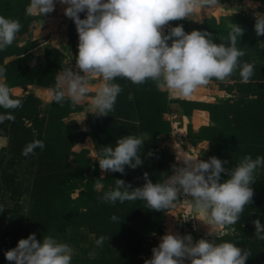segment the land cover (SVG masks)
Returning a JSON list of instances; mask_svg holds the SVG:
<instances>
[{
    "label": "rangeland",
    "instance_id": "1",
    "mask_svg": "<svg viewBox=\"0 0 264 264\" xmlns=\"http://www.w3.org/2000/svg\"><path fill=\"white\" fill-rule=\"evenodd\" d=\"M29 3L0 0V15L22 24L13 44L0 51V66L7 69L6 82L14 98L23 101L22 107L7 110L14 120L0 124V135L7 138L3 148H10L0 156V264H14L5 258V252L32 233L38 241L52 236L67 243L75 252L72 264H122L126 259L144 264L152 257V248L169 232L191 234L194 242L213 239L208 235L211 226L194 208L191 197L181 195L163 212L148 209L142 200L116 205L100 201L101 205L89 210V192L83 184L91 180L102 197L115 189L116 179L139 187L147 172L153 182H162L172 174L173 165H182L178 158L183 156L202 160L215 156L227 161L226 169L235 167L245 155L253 159L264 156V35L257 36L253 14L264 13V0H219L213 9L170 22L173 27L182 25L186 32L207 30L216 43L228 42L233 23L241 26L244 32L237 47L246 53L241 61L256 65L248 83L241 82L238 69L228 81L213 79L189 98H174L152 81L135 85L117 78L114 82L122 91L114 111L107 115L90 113L87 102L75 108L69 102L63 106L49 102L48 92L55 86L57 74L67 63L77 70L78 32L74 21L64 14L66 5L58 0L55 10L42 17L26 14ZM248 3L257 7H247ZM79 15L85 18V13ZM99 83L97 78L90 86L95 89ZM5 111L0 108V114ZM24 128L32 140L13 134ZM129 134L145 140L143 164L135 169L125 166L123 174L101 170L96 160L101 148L115 146L119 137ZM27 139L42 140L45 146L35 149V154L18 155ZM149 151L153 155H147ZM155 161L158 176L152 177ZM227 178L226 172L221 174V181ZM256 179L251 185L252 202L216 241L234 242L250 250L246 264H264V240L255 237L253 223L259 219L264 225V168L258 170ZM72 183L76 187L70 188ZM111 214L118 221L103 223L100 216ZM183 214L196 217L195 229ZM141 220L150 224L144 232L135 230ZM102 235L110 239L98 247L95 240Z\"/></svg>",
    "mask_w": 264,
    "mask_h": 264
},
{
    "label": "clouds",
    "instance_id": "2",
    "mask_svg": "<svg viewBox=\"0 0 264 264\" xmlns=\"http://www.w3.org/2000/svg\"><path fill=\"white\" fill-rule=\"evenodd\" d=\"M66 5L64 14L71 18L78 32V54L74 71L65 65L56 76L55 86L49 90V102L61 106L65 102L75 108L87 102L90 113L107 115L114 111L120 84L117 78L132 84L155 83L171 97L189 98L199 88L213 79L228 81L239 69L241 82L248 83L255 74V62L241 61L245 51L237 47L244 29L233 23L227 43H216L213 33L207 30L186 32L182 25L170 26L171 21L189 19L201 9H213L219 0H58ZM247 7H257L248 3ZM56 0H30L26 14L42 17L55 10ZM85 13V18L80 13ZM255 32L264 35V13L254 12ZM167 27V32L165 28ZM22 24L18 19L0 15V51L11 46ZM171 41V43H169ZM6 67L0 66V124L13 121L7 110L22 107V98H14L6 82ZM81 72L83 74H81ZM99 78L95 89L90 84ZM142 136L126 135L117 139L115 146H103L98 153L99 168L104 172H125L143 164ZM42 140L27 144L22 152L28 156L35 149L44 148ZM147 155L153 153L149 151ZM182 165H173L172 174L162 182H153L144 173L143 186L132 187L122 179L115 180V189L103 194L101 199L115 204L117 201L142 200L151 210H167L175 201L191 197L194 208L211 226L208 232L213 239L193 241L191 234L166 233L158 246L152 248V257L144 264H246L251 251L234 242L217 243L223 229L235 225L245 207L252 202V184L256 173L264 168V156L245 155L235 167L226 169L212 156L202 160L183 156ZM228 178L221 181V174ZM2 211V210H0ZM196 218V217H195ZM113 221L118 217L113 215ZM185 220L188 218L185 217ZM255 237L264 240V225L253 221ZM106 239L100 236L95 244L102 246ZM74 249L58 242L52 236L38 241L35 233L19 239L16 247L5 252V258L14 264H72Z\"/></svg>",
    "mask_w": 264,
    "mask_h": 264
},
{
    "label": "trees",
    "instance_id": "3",
    "mask_svg": "<svg viewBox=\"0 0 264 264\" xmlns=\"http://www.w3.org/2000/svg\"><path fill=\"white\" fill-rule=\"evenodd\" d=\"M15 126H16V124H15ZM13 134H19V137H21L22 140H24L26 138H29L30 140H32V138L30 137V133L28 134V132H27V130L25 128L24 129H20L19 131H15V133H13ZM30 140L27 139L26 140V144L27 143L29 144ZM21 145L22 144H19V146H21ZM23 150H24V148H23ZM8 152H10V148H7V149L3 148L2 151L0 152V156H2V154H4V153H8ZM22 152H23L22 150L20 152H18V155H21ZM156 164H157V162L155 161L154 168H153V171H152V177L158 176V169L156 168ZM88 179H90V178H88ZM75 185H76L75 183L74 184L72 183L69 187L70 188H74V187H76ZM83 186L86 188L87 192H89V195H88V200L89 201L87 202V207L89 208V210L90 209L93 210L94 208H96V206H95L96 204H100L101 205L100 201H103L101 199V193H99L100 191L96 190L93 187L92 181L89 180L87 183L83 184ZM118 202L119 201H117L116 203H118ZM108 203L109 202H106V204H108ZM116 203H115V205H116ZM111 213L113 214V213H115V211L114 212L112 211ZM105 214H109V213L105 212ZM112 214L107 216L106 218H103V216H100V218L103 221V223L109 224L110 222H112L113 221L111 219V217L113 216ZM149 225H150L149 222H146L145 220H141V222L135 227V230H138L139 232H144ZM120 262H123L122 264H132L130 262V260H127V259L124 260V261H120Z\"/></svg>",
    "mask_w": 264,
    "mask_h": 264
},
{
    "label": "built area",
    "instance_id": "4",
    "mask_svg": "<svg viewBox=\"0 0 264 264\" xmlns=\"http://www.w3.org/2000/svg\"><path fill=\"white\" fill-rule=\"evenodd\" d=\"M184 215V218L186 217V214H183ZM187 222H188V225L195 229L196 228V221H195V218H194V215H190V216H187ZM185 220V219H184Z\"/></svg>",
    "mask_w": 264,
    "mask_h": 264
},
{
    "label": "crops",
    "instance_id": "5",
    "mask_svg": "<svg viewBox=\"0 0 264 264\" xmlns=\"http://www.w3.org/2000/svg\"><path fill=\"white\" fill-rule=\"evenodd\" d=\"M7 138L4 135H0V149L6 146Z\"/></svg>",
    "mask_w": 264,
    "mask_h": 264
}]
</instances>
